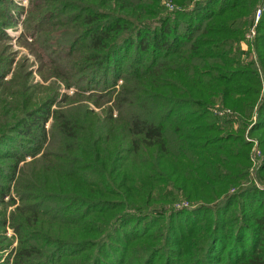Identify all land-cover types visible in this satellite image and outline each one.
I'll list each match as a JSON object with an SVG mask.
<instances>
[{"label":"trees","instance_id":"16d2710c","mask_svg":"<svg viewBox=\"0 0 264 264\" xmlns=\"http://www.w3.org/2000/svg\"><path fill=\"white\" fill-rule=\"evenodd\" d=\"M84 1L86 28L82 34L87 36L89 50L84 64L92 81H96L101 71L111 70L112 81L120 79V65L132 47H138L143 54L150 51L152 55L142 69V60L134 62L137 66L128 72L119 89L115 90L114 80L110 83L111 92L97 95L112 102L105 110L109 116L100 119L99 127H95L96 118H91L94 124L89 121L85 124L58 111L51 114L50 107L29 112L23 118V124L28 126L24 133L28 141H36V137L46 141L56 134L57 145L53 146L57 148L53 150L59 152L41 151V156L30 164L48 165L49 174L56 173L55 183L48 188L51 192L38 197L56 205L53 221L59 223L58 228L63 224L68 228L67 233L59 229L58 237L50 238L41 227L40 217L45 212L37 206H21V221L17 218L13 224L19 234L13 264H41L47 259L46 245L53 247L52 258L57 253L68 258L62 264H98L120 243L124 226L146 221L159 223L156 226L159 228L179 216L217 214L234 203L231 189L239 195L240 183L247 179L251 144L242 133L264 95L261 81L264 66H260L262 77L248 69L238 70L240 66L233 68L239 54L235 36L224 34L219 21L204 30L200 24L190 27L189 21L195 15L205 17L202 12L213 6L215 12L209 11L206 16L219 18L226 13L241 12H248V16L257 0L241 4L232 0L228 5L231 0H169L180 6L169 13L159 4L160 0ZM66 3L65 10L78 7L74 2ZM175 3H171L173 8ZM148 17H157L154 20L157 26ZM184 23L189 32L183 36L185 40H180L176 32ZM200 32L199 38L192 40ZM184 41L189 43L178 49ZM72 51L73 48L69 52ZM93 97L98 98L96 94ZM215 106L224 116L222 123H218L219 116L213 113ZM49 119L52 122L47 131ZM229 123H237L238 132L227 126ZM33 125L36 130H32ZM26 185L30 189L24 182L23 189ZM255 190L248 188L242 193ZM180 193L201 205L192 211L178 212L172 203ZM33 199L37 198L26 196L22 200ZM60 213L67 217L62 220ZM251 220L256 225L255 236L252 235L248 258L238 264H264V211L260 216L252 214ZM92 225H98V229L94 230ZM204 228L192 230L184 239L187 243L184 255L189 256V251L199 254L192 263L200 261L204 251L197 244L209 236L210 229L205 233ZM162 235L157 238L144 234L141 239L147 236L148 241H162L165 239ZM220 239L215 235L212 240L216 244ZM101 243L104 255L99 252ZM215 244L210 242L207 248L211 250ZM125 261L129 264V260Z\"/></svg>","mask_w":264,"mask_h":264},{"label":"rangeland","instance_id":"374dc122","mask_svg":"<svg viewBox=\"0 0 264 264\" xmlns=\"http://www.w3.org/2000/svg\"><path fill=\"white\" fill-rule=\"evenodd\" d=\"M67 1L74 2L75 6H78L77 9L65 10ZM168 1L160 0L159 3L167 13L180 8L175 2ZM245 1L237 0V3ZM230 2L234 1H228L227 5ZM171 3L177 6L173 8ZM189 3L193 4L188 2V5ZM254 5V10L248 16V12L226 13L219 18L208 17L210 14L206 16L209 11L215 12L216 8L213 6L202 12L205 17L193 16L189 25L192 27L200 24L204 30L209 24L219 21L224 27V34H233L237 40L235 46L239 54L233 68L240 66L238 70L248 69L262 77L260 66H264V0L254 1ZM85 6L84 0H0V186H3V190L7 189L4 190L6 194L3 196V190L0 191V264H13L14 252L19 245V234L13 224L17 218L21 221V206L33 205L45 212V215L40 217L43 221L41 227L50 238L58 237L59 229L67 233L68 228L64 224L58 228L59 223L53 221L56 205L43 199L39 200L38 197V194L51 192L48 188L55 183L56 173L50 175L48 165L30 164L33 159L40 157L44 150L59 152L53 150L57 148L53 146L58 140L55 139L56 134L54 133L52 139L47 137L46 141L41 137H36V141H28L24 134L28 126L26 128L23 124V118L29 112L50 107V113L58 111L85 124L87 121L94 124L95 120L91 118H96L95 127H99L100 119L109 116L105 110L112 104L111 100L97 95L112 91V70L109 73L101 71L96 81H92L84 64V57L89 52L86 47L87 36L82 34L86 28L83 24ZM152 10L157 12L155 8ZM147 20L154 21L157 17H148ZM155 22L154 27L158 24ZM185 25L186 23L177 28L176 34L180 40H185L183 36L189 32ZM195 36L192 40L199 38V35ZM78 38L86 40L77 41ZM133 41H136L135 37ZM188 43L184 41L178 49ZM150 55V51L140 53L136 46L129 49L122 64L120 62L121 78H113L116 81H112L115 82V90L124 84V79L128 78V72L133 70V66H137L134 62L142 60V69L150 61ZM72 68L77 71L72 72ZM86 78L88 82H85ZM261 81L264 83V79ZM94 93L98 98L93 97ZM217 108H213V113L219 116L218 123H222L224 116ZM225 112L229 113L228 110ZM253 113L249 126L242 133L245 141L251 144L247 179L241 181L239 195L231 189L234 203L228 205V208L220 209L217 214L207 215L202 212L198 213V216L175 217L159 228H156L159 223H130L122 228L120 235L118 234L120 243L115 245L114 250L112 248L111 253H106L98 264H128L126 259L129 264H238L246 260L256 228L251 220L252 214L260 216L264 211V125L258 124L259 121L264 123V95L259 108L255 107ZM115 116L116 112L113 114L114 118ZM51 122L49 119L45 125L47 131L50 130ZM227 126L238 132L237 123H229ZM32 130H36V126L33 125ZM32 155L35 157L32 158ZM21 158L24 162L19 163ZM23 182L28 183L30 189L27 185L23 189ZM248 188L256 190L242 193ZM26 196H34L37 199L22 200ZM172 204L178 212L192 211L201 205L190 202L181 196V193ZM26 214L27 217L29 213ZM13 216L16 217L14 221ZM66 217L64 213H60L62 220ZM91 227L98 229V225ZM202 227H205V233L210 229L209 236L205 234V241H197L200 249L204 248V251H201L200 261L192 263V259L197 258L199 254L189 251V256L193 257L185 256L183 251H186L187 243L184 239L192 230L199 231ZM212 230L221 238L216 244L212 240L215 236ZM144 234L157 238L159 234H163L165 239L148 241L145 239L147 236L141 239ZM210 242L211 245L215 244L211 250L207 248ZM51 246H45L47 259L42 260L41 264H62L68 260L63 253H57L58 255L52 258L54 250ZM99 246V252L102 254L103 243ZM127 248L128 254L125 251ZM104 253L105 251L103 255ZM97 259L99 260V257Z\"/></svg>","mask_w":264,"mask_h":264}]
</instances>
